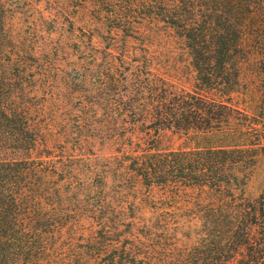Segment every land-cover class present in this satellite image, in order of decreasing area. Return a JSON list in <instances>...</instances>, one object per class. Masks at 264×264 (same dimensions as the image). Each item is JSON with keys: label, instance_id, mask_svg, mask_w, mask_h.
<instances>
[{"label": "trees", "instance_id": "trees-1", "mask_svg": "<svg viewBox=\"0 0 264 264\" xmlns=\"http://www.w3.org/2000/svg\"><path fill=\"white\" fill-rule=\"evenodd\" d=\"M251 59L264 0H0V264H264Z\"/></svg>", "mask_w": 264, "mask_h": 264}, {"label": "rangeland", "instance_id": "rangeland-1", "mask_svg": "<svg viewBox=\"0 0 264 264\" xmlns=\"http://www.w3.org/2000/svg\"><path fill=\"white\" fill-rule=\"evenodd\" d=\"M45 5L41 4L40 8L43 10ZM48 9L43 10V15H48ZM42 17V13L38 11H30L28 14L27 21L31 26H35L38 28V33H41L42 36L48 38V40H53L54 42L61 40L63 32L60 30L59 26H57L52 22H43L39 19ZM26 24L25 22H23ZM35 24V25H34ZM44 30V31H41ZM258 61L251 59L250 61L244 62L242 68V80L244 84V88L240 95L241 105H245L247 107L248 112L252 116V120L256 123L254 129V133L257 135L253 140V148L256 149V161L255 165L252 169V177L245 188L246 195L249 197H255L259 194L261 189L264 187V114H260L259 109V100L264 90V77L259 72L258 68ZM65 77V76H64ZM186 87L189 86V83H183ZM250 140L247 136L241 135L235 138H231L226 134H198L191 137L190 140H185V137H180L174 135L170 136L169 140L164 138L162 140L161 145L166 146L170 145L172 147H177L179 145H213V146H229L234 144H241V145H249ZM104 151V154H103ZM91 152L93 154L87 155V157L83 156L85 159H95V155H103L107 157L109 152L106 149H102V147L98 144H94L91 146ZM83 155V154H82ZM93 167V165H91ZM85 171L87 170L86 166L82 167ZM85 173V172H84ZM82 173V175H84ZM133 197L130 196L129 199Z\"/></svg>", "mask_w": 264, "mask_h": 264}]
</instances>
